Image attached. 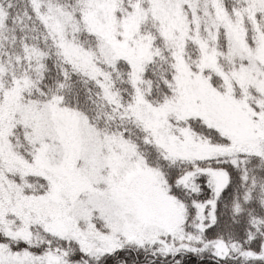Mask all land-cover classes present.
Listing matches in <instances>:
<instances>
[{
	"label": "snow or ice",
	"instance_id": "snow-or-ice-1",
	"mask_svg": "<svg viewBox=\"0 0 264 264\" xmlns=\"http://www.w3.org/2000/svg\"><path fill=\"white\" fill-rule=\"evenodd\" d=\"M0 264H264V0H0Z\"/></svg>",
	"mask_w": 264,
	"mask_h": 264
}]
</instances>
